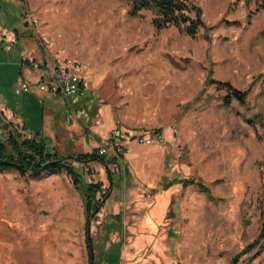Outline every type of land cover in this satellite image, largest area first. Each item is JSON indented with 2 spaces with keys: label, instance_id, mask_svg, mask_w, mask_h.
Returning <instances> with one entry per match:
<instances>
[{
  "label": "rangeland",
  "instance_id": "374dc122",
  "mask_svg": "<svg viewBox=\"0 0 264 264\" xmlns=\"http://www.w3.org/2000/svg\"><path fill=\"white\" fill-rule=\"evenodd\" d=\"M189 1L204 23L193 37L157 29L149 10L131 15L130 0H0V140L4 124L22 127L8 106L20 102L15 81L31 82L19 68L40 72L23 61L35 57L86 64L74 121L54 96H38L56 111L39 131L60 154L97 149L113 131H164L153 144L132 143L113 175L110 151L104 165L73 162L83 187L102 183L89 222L94 264H228L237 254L235 264H264V252L251 261L253 251L239 254L258 235L264 210L263 128L244 120L264 119V9L257 8L264 0ZM17 19L32 44L3 34ZM208 75L247 90L245 104H224V89L204 85ZM95 119L103 124L94 135ZM146 155L156 159L151 169ZM188 177L214 199L194 186L158 184ZM82 190L65 171L0 173V264H89Z\"/></svg>",
  "mask_w": 264,
  "mask_h": 264
},
{
  "label": "trees",
  "instance_id": "16d2710c",
  "mask_svg": "<svg viewBox=\"0 0 264 264\" xmlns=\"http://www.w3.org/2000/svg\"><path fill=\"white\" fill-rule=\"evenodd\" d=\"M257 8L264 9V2H261ZM141 10L152 12V23L157 29L175 26L184 34L193 37L200 27H204L201 18V8L189 0H130L129 13L131 15H136ZM249 16H251V13ZM261 33L264 34V25ZM204 85H214L217 89H224L226 92L222 97L224 104H229L232 100L241 105L246 102L248 91L237 89L228 81H221L208 75L204 80ZM26 112L30 114L28 110ZM42 115L43 111L42 107H40L38 112L35 111V116L30 118V122L28 121L29 123L27 122L26 124L23 122L20 129L10 128V123L3 125L6 135L4 139L0 140V173L14 171L22 176L38 178L44 173L65 171L76 187L81 186L83 188L85 213V245L89 253L88 263L94 264L89 222L100 203V200L95 201V194L102 191V183L90 182L83 187L80 174L76 171L73 162L87 165L95 161L104 164V161L97 154V149L70 155L60 154L54 147L50 146L40 131L34 128ZM244 120L249 125L259 124L263 128L264 133V119L261 113H256L248 118L244 117ZM257 137L261 138L259 135ZM109 182H112L110 177ZM174 183H181L182 186H194L198 191L205 193L209 199H214L209 187L199 178L188 177L170 181H165L164 179V181L161 180L158 184L161 185V189H167ZM152 191H155V189L153 188ZM251 251H253V254L249 256L248 261L264 252V210L258 235L239 254ZM238 257L239 255L237 254L228 264H235Z\"/></svg>",
  "mask_w": 264,
  "mask_h": 264
},
{
  "label": "built area",
  "instance_id": "2783aa9c",
  "mask_svg": "<svg viewBox=\"0 0 264 264\" xmlns=\"http://www.w3.org/2000/svg\"><path fill=\"white\" fill-rule=\"evenodd\" d=\"M28 23L35 22V19L31 21L30 19L25 20ZM25 23V22H24ZM29 60L36 70L43 68L44 73L47 75L48 79L46 81L39 80L37 86L39 90L48 92L51 94H59L64 99L65 103V114L67 121H74L78 116H80V111L78 107H75V100L79 99L80 95L83 93V81L84 77L81 73L85 63H81L76 59L63 58L56 60L54 63L51 61L40 62V58H27L23 59L25 62ZM42 60V59H41ZM30 82L26 79L18 78L13 84V92L16 95H21L30 90ZM103 123L98 119L93 121L90 129L93 131L94 127L101 126ZM171 135L177 138L178 130L172 126ZM110 137L104 139L101 145L97 147V154L102 156L110 151L114 156V163L108 166L110 174L118 172L120 169L123 170V163H121L120 157L125 152L129 151V147L132 143H139L143 145H150L161 139L164 131L161 129L152 130L146 132L145 134H138L134 136H128L119 133L118 131H113L110 133ZM93 171V170H91Z\"/></svg>",
  "mask_w": 264,
  "mask_h": 264
},
{
  "label": "crops",
  "instance_id": "0c3cea01",
  "mask_svg": "<svg viewBox=\"0 0 264 264\" xmlns=\"http://www.w3.org/2000/svg\"><path fill=\"white\" fill-rule=\"evenodd\" d=\"M18 22H19V20L17 19L16 20V26H14V28H12L13 30H9V32H6V31L3 30L2 31L3 34H6V35L7 34L11 35V33H14L15 35L17 34L16 36H19V37H18L16 42H19V40H22L20 42H25L27 44L28 43L32 44L28 40L29 38L26 37V36H28L27 30H28L29 26H26L25 24L21 25V23H18ZM2 40H3V38H2ZM18 71H19V75H22V76L28 78L31 81L30 82V84H31L30 90L28 92H25V93L19 95L20 102L18 104H15V105L13 104L14 106H8V109H10L12 111V113L13 112L16 113L18 111V116L20 117L21 125L23 124V122L25 124L28 121L30 122V118H33L35 116V111L38 112L40 107H42L43 115H42V117L39 118V122L34 126V128L37 129L38 131L39 130L42 131L43 127L45 126L46 123H51V121L53 119V116H51V113L54 112V110L51 107L48 106V102L47 101H44L45 99L46 100H48V99L51 100L50 98H48V95L54 96L56 100L58 99L61 102V106H62L61 107V111H62L61 113L66 116V114H65V103H64V99L62 98V96H60L59 94H51V93H48V92L41 91V90H39V88L37 86V83H38L39 80L46 81L48 79V77L44 73V71L38 70L40 72H35V70H31V69H27V68L25 69V66L19 68ZM0 76H1V70H0ZM14 80H16V79H14ZM41 93L42 94L46 93L45 94L46 97H45L44 100H42L41 98L38 97ZM74 100L76 102L75 103V105H76L77 102L79 101V99H74ZM49 109L51 110L50 113H49ZM27 110H28V112L30 114H27V112H26ZM54 113H56V111ZM73 154H75V153H73ZM101 158H102L103 161L105 160L104 156L103 157L101 156ZM140 158H141V161H143L144 164H146L147 167L150 168V169H151V167H153L154 164H156V159H155V157L153 155H149V156L146 155L145 157L141 156ZM128 160H130L131 162H133V161L136 162L137 161V160H131V158L130 159L128 158ZM95 162H97V161H95ZM80 164H82V163H80ZM102 165H104V164H102ZM145 171L146 170H144L143 172H145ZM11 172H14V171H11Z\"/></svg>",
  "mask_w": 264,
  "mask_h": 264
}]
</instances>
